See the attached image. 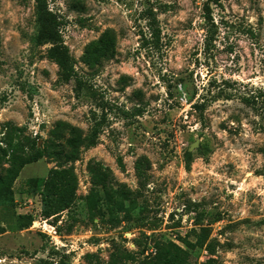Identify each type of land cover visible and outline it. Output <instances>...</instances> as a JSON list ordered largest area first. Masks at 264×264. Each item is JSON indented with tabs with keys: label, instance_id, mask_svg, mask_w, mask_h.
Returning a JSON list of instances; mask_svg holds the SVG:
<instances>
[{
	"label": "rangeland",
	"instance_id": "rangeland-1",
	"mask_svg": "<svg viewBox=\"0 0 264 264\" xmlns=\"http://www.w3.org/2000/svg\"><path fill=\"white\" fill-rule=\"evenodd\" d=\"M46 3L62 23L82 90L60 82L46 47L35 45L34 0H0V151L8 124L38 146L57 122L84 135L94 121L102 126L98 144L73 164L76 200L57 219L41 216L38 192L26 185L54 165L42 159L20 172L12 211L37 223L0 235L3 264H96L86 257L107 262L113 246L135 252L136 241L154 254V241L182 246L179 238L192 242L191 231L200 228L216 243V264H264V114L241 101L264 88V0L212 6L217 33L208 53L202 0ZM149 8L160 29L157 49L142 45V13ZM107 31L115 35L114 57L91 69L83 53ZM217 94L201 114L193 108ZM186 152L192 155L188 170ZM140 158L150 168L131 218L115 227L101 216L90 221L88 163L108 168L117 185L135 193ZM4 225H12L10 213ZM204 259L200 250L192 253L191 262Z\"/></svg>",
	"mask_w": 264,
	"mask_h": 264
},
{
	"label": "trees",
	"instance_id": "trees-1",
	"mask_svg": "<svg viewBox=\"0 0 264 264\" xmlns=\"http://www.w3.org/2000/svg\"><path fill=\"white\" fill-rule=\"evenodd\" d=\"M34 4L37 28L35 45L46 47L45 56L57 67L58 80L64 84L73 81L75 92L79 93L82 90V82L75 77L73 60L60 33L62 23L59 17L49 10L46 0H34ZM219 4L220 0H202L206 34L203 43L205 53L211 50L216 40L217 27L212 19L211 7ZM142 16L146 21L145 28L147 30V35L142 37V45L157 49L160 42V29L156 14L149 8L143 11ZM115 45V35L111 31L103 33L86 47L82 57L83 63L91 69L101 66L103 62L114 57ZM210 85L211 83H209ZM218 94L215 97L211 96L210 101L202 99V103L193 105V108L201 114L211 100L217 98ZM241 101L245 106L264 114V88L242 96ZM94 122L87 135L68 123L57 122L49 131L48 139L41 146H38L35 139L22 137L23 129L11 124L5 127V133L1 140V143H4V149L0 151V235L6 231L20 232L28 229L32 224L33 220L30 216L16 215L12 211L14 204L12 188L25 166L37 163L42 159L54 165L49 169L47 176L26 181L28 187H33L38 192L41 216L44 219H57L62 213L69 211L76 200L77 190V177L73 164L79 160L83 149H90L98 144L102 123ZM183 161L185 169L188 170L192 163L191 153L186 152ZM3 165L6 167L4 168ZM149 168L150 164L146 158H140L135 164L140 190L133 193L124 185H117L108 168L98 162L90 161L87 171L91 186L85 197L89 220L93 221L95 217L101 216L114 227L124 220H129L146 185V173ZM8 213L11 215L12 225L6 227L4 222ZM191 234L194 237L192 242L185 238H179L182 246L172 241H154L151 246L154 254L147 252L146 243H143V248L139 249L142 243L136 241L138 251L135 252L127 251L118 245L113 246L107 262H103L95 256L88 255L86 258L93 259L96 264H216L214 258L216 243L210 239L209 230L200 228L197 231H191ZM196 250L205 254V259L202 262H191L192 253Z\"/></svg>",
	"mask_w": 264,
	"mask_h": 264
},
{
	"label": "built area",
	"instance_id": "built-area-1",
	"mask_svg": "<svg viewBox=\"0 0 264 264\" xmlns=\"http://www.w3.org/2000/svg\"><path fill=\"white\" fill-rule=\"evenodd\" d=\"M33 223H37V222H33ZM42 225H43L42 228L45 229V226H46L45 221H42ZM4 262L5 261L3 259H0V264H3Z\"/></svg>",
	"mask_w": 264,
	"mask_h": 264
},
{
	"label": "water",
	"instance_id": "water-1",
	"mask_svg": "<svg viewBox=\"0 0 264 264\" xmlns=\"http://www.w3.org/2000/svg\"><path fill=\"white\" fill-rule=\"evenodd\" d=\"M198 146V143H194L190 148H189V151H192L194 148H197Z\"/></svg>",
	"mask_w": 264,
	"mask_h": 264
}]
</instances>
